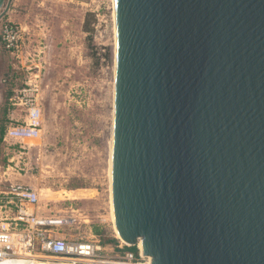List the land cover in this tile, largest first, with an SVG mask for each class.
Returning a JSON list of instances; mask_svg holds the SVG:
<instances>
[{"label": "water", "instance_id": "95a60500", "mask_svg": "<svg viewBox=\"0 0 264 264\" xmlns=\"http://www.w3.org/2000/svg\"><path fill=\"white\" fill-rule=\"evenodd\" d=\"M112 4L119 240L150 264H264V0Z\"/></svg>", "mask_w": 264, "mask_h": 264}, {"label": "rangeland", "instance_id": "374dc122", "mask_svg": "<svg viewBox=\"0 0 264 264\" xmlns=\"http://www.w3.org/2000/svg\"><path fill=\"white\" fill-rule=\"evenodd\" d=\"M6 21L22 27L24 43L11 56L0 41V126L9 121V97L35 76L43 127L37 141L25 144V155H11L0 140V174L12 159L20 169L4 178L30 176L44 209L75 217L67 239L97 240L104 256H119L110 181L112 0H5L0 28Z\"/></svg>", "mask_w": 264, "mask_h": 264}, {"label": "built area", "instance_id": "2783aa9c", "mask_svg": "<svg viewBox=\"0 0 264 264\" xmlns=\"http://www.w3.org/2000/svg\"><path fill=\"white\" fill-rule=\"evenodd\" d=\"M0 41L11 56H18L23 48L24 32L17 23L6 21L0 28ZM10 114L2 135V143L11 155H25V144L37 141L43 127L42 108L38 102V83L34 78L9 97ZM6 172L0 174V264L24 259L43 264H150L142 255L138 242L136 251L115 245L120 255L104 256L105 250L97 240L67 239L66 229L76 219L66 209H44L39 192L18 183L14 177L3 176L10 170L15 176L17 163L8 159ZM12 164V165H11Z\"/></svg>", "mask_w": 264, "mask_h": 264}, {"label": "crops", "instance_id": "0c3cea01", "mask_svg": "<svg viewBox=\"0 0 264 264\" xmlns=\"http://www.w3.org/2000/svg\"><path fill=\"white\" fill-rule=\"evenodd\" d=\"M2 94L0 91V103L2 101ZM4 132V131H3ZM2 139V138H1ZM8 151V150H7ZM9 152V151H8ZM4 155V154H1ZM5 155H7V153H5ZM15 178V177H14ZM16 179V178H15ZM18 183L24 184V185H28L30 187H32V182H31V177L30 176H23V177H19L18 179H16Z\"/></svg>", "mask_w": 264, "mask_h": 264}, {"label": "trees", "instance_id": "16d2710c", "mask_svg": "<svg viewBox=\"0 0 264 264\" xmlns=\"http://www.w3.org/2000/svg\"><path fill=\"white\" fill-rule=\"evenodd\" d=\"M8 95H9V93H8ZM8 95H6V97L5 98H7L8 97ZM3 128L0 126V140H1V138H2V135H3ZM112 243L113 244H116V241L115 240H112ZM124 250H129V251H136V247L135 246H133V247H124Z\"/></svg>", "mask_w": 264, "mask_h": 264}, {"label": "flooded vegetation", "instance_id": "af4514ba", "mask_svg": "<svg viewBox=\"0 0 264 264\" xmlns=\"http://www.w3.org/2000/svg\"><path fill=\"white\" fill-rule=\"evenodd\" d=\"M2 100H3V94H2Z\"/></svg>", "mask_w": 264, "mask_h": 264}, {"label": "bare ground", "instance_id": "6f19581e", "mask_svg": "<svg viewBox=\"0 0 264 264\" xmlns=\"http://www.w3.org/2000/svg\"><path fill=\"white\" fill-rule=\"evenodd\" d=\"M140 245V244H139Z\"/></svg>", "mask_w": 264, "mask_h": 264}]
</instances>
